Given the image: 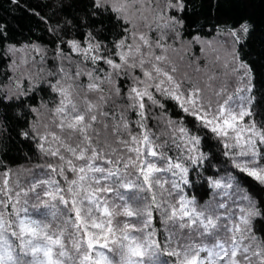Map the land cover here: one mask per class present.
I'll list each match as a JSON object with an SVG mask.
<instances>
[{"label":"snow or ice","instance_id":"6c2138e0","mask_svg":"<svg viewBox=\"0 0 264 264\" xmlns=\"http://www.w3.org/2000/svg\"><path fill=\"white\" fill-rule=\"evenodd\" d=\"M0 264H264V0H0Z\"/></svg>","mask_w":264,"mask_h":264},{"label":"trees","instance_id":"16d2710c","mask_svg":"<svg viewBox=\"0 0 264 264\" xmlns=\"http://www.w3.org/2000/svg\"><path fill=\"white\" fill-rule=\"evenodd\" d=\"M185 69H181V71H184Z\"/></svg>","mask_w":264,"mask_h":264}]
</instances>
